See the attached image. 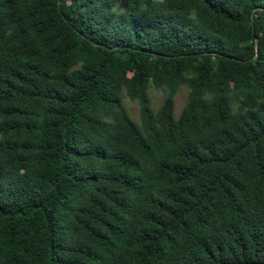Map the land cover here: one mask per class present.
Listing matches in <instances>:
<instances>
[{
  "label": "trees",
  "instance_id": "trees-1",
  "mask_svg": "<svg viewBox=\"0 0 264 264\" xmlns=\"http://www.w3.org/2000/svg\"><path fill=\"white\" fill-rule=\"evenodd\" d=\"M120 3L0 0V264H264V0Z\"/></svg>",
  "mask_w": 264,
  "mask_h": 264
},
{
  "label": "rangeland",
  "instance_id": "rangeland-1",
  "mask_svg": "<svg viewBox=\"0 0 264 264\" xmlns=\"http://www.w3.org/2000/svg\"><path fill=\"white\" fill-rule=\"evenodd\" d=\"M123 5H124L123 0H121V3L119 4L117 10L121 11L123 9ZM188 93H189L188 88L186 86H182L175 95L174 115L176 118L180 115L181 111L188 102ZM149 95L152 103V108L154 111H157L164 101L166 92L164 89H156L155 87H151L149 90ZM124 106L131 119L137 124H139L140 107L138 102L133 101L128 97H125Z\"/></svg>",
  "mask_w": 264,
  "mask_h": 264
}]
</instances>
